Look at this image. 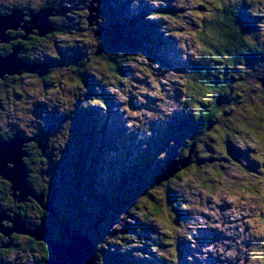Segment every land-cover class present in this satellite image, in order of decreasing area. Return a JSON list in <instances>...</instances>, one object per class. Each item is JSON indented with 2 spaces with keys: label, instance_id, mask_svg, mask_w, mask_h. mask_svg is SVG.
I'll list each match as a JSON object with an SVG mask.
<instances>
[{
  "label": "rangeland",
  "instance_id": "obj_1",
  "mask_svg": "<svg viewBox=\"0 0 264 264\" xmlns=\"http://www.w3.org/2000/svg\"><path fill=\"white\" fill-rule=\"evenodd\" d=\"M102 1L101 16L98 10L101 4L97 0L65 2L70 7L67 18L59 24L61 33L39 49L42 54L39 56L49 63L45 78L39 79L36 73H23L19 77L29 78L5 87L1 84L0 136L17 132L32 139L36 134L38 141L41 129L47 130L41 141L45 146L48 144L53 160L46 163L45 171L30 162L35 178L31 180L32 185L39 191L36 179L46 186L54 183L58 193L48 192L50 207L54 205L67 213L74 229L84 232L91 225L97 227L101 235L94 245L97 264H118L115 255L137 263L139 260L141 264H264V91L255 87V78H264V58L247 65V69L242 68L244 75L237 78L239 82L234 91L240 100H234L229 107L233 108L234 116H240L242 109V127H237L229 117H222V122L226 121L229 127L217 132L218 144L210 149L208 157L200 161L202 152L196 150L194 157L203 170L201 176L198 177V169L169 183L173 185L170 194L173 198L167 204L163 189L149 179L173 157V147L159 149L156 141H172L170 137L174 133H168L166 126L177 125L180 114L188 120L190 104L184 103L183 84L189 81L185 75L199 67V57L208 56L206 70L213 77L221 74L210 55L201 52L207 46L199 41L203 38L200 30L191 31L201 29V23L213 13L214 3L212 0ZM221 1L239 8L255 24L253 30L264 33V0ZM85 15L87 20L92 18V25H98L85 22ZM147 16H153L151 22L157 23L145 26L141 25L144 20L136 19H147ZM129 21L133 24L129 27L132 31L140 35L153 31L154 37L164 44L137 52L113 35L111 38L97 30L101 24L109 26ZM259 41L264 47V34ZM108 58L119 66L118 72L107 67ZM38 70L41 68L35 72ZM77 70L83 72L84 82L95 93L87 92V88L77 83ZM244 85L246 88L241 92ZM202 96L209 102V95ZM252 104L256 112L245 113ZM86 106L93 113L89 115L88 120L92 121L89 123L79 118L80 110ZM93 116L98 121L91 119ZM216 124L211 127L215 128ZM94 127L96 131L92 135L90 131ZM210 133L201 138L207 139ZM223 139H229V148H225ZM185 145L182 141L184 151ZM73 150L83 153L88 170L89 166L92 170L80 176L79 184ZM150 152L153 156L148 166L151 167L143 170L145 156ZM149 193L163 207L157 215L151 213L153 206H147ZM141 201L142 209L134 204ZM26 203L15 201V206L18 210L22 206L30 209ZM118 204L120 208H116ZM27 215L34 219L36 214L28 210ZM147 225L150 229L145 231ZM5 227H12V223ZM136 229L139 233H130ZM94 234L91 230L85 236ZM13 254L5 256L7 264L15 261ZM26 255L21 253L19 257L27 262Z\"/></svg>",
  "mask_w": 264,
  "mask_h": 264
},
{
  "label": "trees",
  "instance_id": "obj_2",
  "mask_svg": "<svg viewBox=\"0 0 264 264\" xmlns=\"http://www.w3.org/2000/svg\"><path fill=\"white\" fill-rule=\"evenodd\" d=\"M214 5V9H213V13H210L209 16L204 20V22L201 23V29L198 28H192L191 31H199L202 33L203 38H200L199 41L201 44H206L207 47H204L201 49L202 51H205L206 54H209L210 59L214 60V62L217 64V70L220 69L221 70V74H219L216 78L212 76V73H208V70H206L207 65L205 63V60L208 58V56H198L199 60V67L196 68L191 74L187 73L185 75V77L187 76V78L189 79L188 82L184 81V90H182V96L184 103L186 106H188L190 104V110L189 113L187 115V121L185 125H181L178 128V134L181 135L182 137L180 138V141H184V144H186V150H183V146H181V142H179V147H175V145L177 144V142L175 140H173V136L170 137V139L172 140L171 142H168L165 137V140H157L156 142H158V147L159 149H161L162 147H173L172 151H173V157L172 158H168L166 162H164L162 164V169L157 170L156 173L155 171L153 172L154 174L152 176H150V179L156 187H160L161 189H163L164 191V197H165V203L170 204L172 203V198L170 197V194L173 191V185H170L169 183L174 182L176 179L178 178H182V177H187L191 171H196L198 170V173L200 175H198V177L201 176L202 174V168L200 167V165H198V161L197 158H195L194 156L196 155V150L200 151V157L199 160L202 161L204 159H206L208 157V153L211 152V150L218 144V140H219V136L217 135V132H221L222 130H224V128L229 127V125L227 124L226 121L222 122V117H229V119L233 120L235 122V125H237V127L240 125L242 127V122L244 121V119L242 118V109L241 114H239L240 116H234L233 112V108L229 107L231 106V104H233L234 100L239 101L240 100V95H238V93H235L234 88L235 85L237 83V78H239V75L242 77L244 75V71L242 68H246L247 69V65H253L256 61L260 62V58H261V53H263V49L258 45L259 43L257 42L259 40V38L262 36V34L259 31L253 30L255 29V24L250 21L249 18H247L246 16H243V12H241V10L239 8L234 7L233 5H231L229 2L226 1H221V0H212ZM203 5V4H201ZM48 10V9H47ZM153 15V14H152ZM145 16V15H144ZM147 16V19H144V17H138L136 18L137 21L144 20V23H141V25H147L150 26L152 24H156L157 21H155L154 23L151 22L153 20H151L150 18H152L153 16ZM66 19V18H64ZM135 17L133 18L134 21ZM140 20V22H141ZM88 21V20H87ZM125 21V20H124ZM122 21V22H124ZM89 22V21H88ZM116 23V25H109L106 26L104 24H101L99 26H97V30L104 32L103 30H105L104 35H108L109 37L112 38V35L114 36V39H119L120 43L127 46L128 48H130L131 50L137 51L139 52L140 50L143 51H149L151 47H159V44H164L162 40H158L157 38L154 37V32L153 31H146V34H141L136 32V31H132L131 28L129 27H133V24L129 21L126 23ZM94 26L98 25V24H93ZM92 25V26H93ZM135 25V24H134ZM90 26V25H89ZM126 28V30H124ZM122 29V30H121ZM125 33V34H124ZM200 33V34H201ZM144 35V36H143ZM157 34H155L156 36ZM206 37V38H204ZM208 38V39H207ZM153 41V42H152ZM153 43V44H152ZM200 43H198L199 45H201ZM148 45V46H147ZM150 46V48H149ZM152 57V55H151ZM155 58V57H154ZM158 60H160V58L157 57ZM111 65H109V64ZM107 67L109 66L111 69H113L114 71L118 72L119 66L116 65L115 61L111 58H108V62H106ZM219 66V67H218ZM83 72L77 70V74L75 75L78 80L77 83L81 84V86L84 88H87V92L90 93H95V90L93 91L92 88H90L89 86H87V84L84 82V79L82 78ZM11 77V76H8ZM153 77V75L151 76ZM256 82H255V87H259L264 91V87L261 85L260 82V76L256 77ZM15 80H12V82H14ZM242 81L243 84H246V82L244 80H240ZM11 82V83H12ZM239 82V81H238ZM103 84V83H102ZM246 88V86L244 85L243 87H241V92ZM1 89V88H0ZM209 95L210 100L209 102H207L206 100L204 101V97L202 95ZM202 100V101H201ZM203 102V104H202ZM228 103V104H227ZM104 106V105H102ZM258 106V105H257ZM255 105H248L247 108L245 109V113L246 112H253L255 110ZM256 112V111H254ZM263 115H264V107H263ZM258 118L259 114L257 115ZM264 117V116H263ZM92 119V117H91ZM90 120H86L85 122L89 123ZM92 122V121H90ZM216 124V127L212 128V124ZM222 122V123H221ZM94 123V122H93ZM193 123V125H192ZM223 125V126H222ZM169 128L171 129L170 131L172 132L173 130V125H170ZM90 130V129H89ZM227 130V129H226ZM93 131H96V128L94 127V129H91V134L93 133ZM208 132H211L208 136L207 139H202V136H205ZM47 130L45 129H41V131L38 134L39 137V143L41 144V140H43V137L41 136H46L47 135ZM194 133H196L194 135ZM226 133V132H225ZM230 132L226 133V135H230ZM15 134L18 133H14L12 135L15 136ZM20 134V133H19ZM94 135V133L92 134ZM9 136L11 135H6L5 138H9ZM13 136V137H14ZM89 136V135H88ZM3 138V136H1ZM179 137V136H178ZM30 139L29 137H25ZM176 138V137H175ZM4 139V138H3ZM223 145L226 147H230L229 146V139H223L222 141ZM164 144V146H163ZM166 144V145H165ZM221 144V143H220ZM208 145V147H207ZM38 146V144H37ZM45 146V145H44ZM156 146V143H155ZM194 147L193 149V154H192V160H191V164L188 167H183V168H179L178 171L173 175V177L166 179V180H161L162 176L164 174H166V172H168V170L170 169L171 165L176 163V161H182L187 155L190 154L191 148ZM211 149V150H210ZM227 149V148H226ZM46 150V149H45ZM38 151H40V155H37V151L33 150V151H28L29 156V160L32 162H39L41 163L42 161V166L41 171H45V165H47L46 163H49V159H50V155H46L44 153H42V151L40 149H38ZM48 152V150H47ZM78 152H80V150L76 151L73 150V159H76L75 162V173H76V183L79 182L80 180V176H82V174L84 175L85 172L89 173L90 167L89 166V170H88V165L86 163V157H84L83 159V153L80 152L78 154ZM87 154V153H86ZM221 155H224L221 152ZM88 158L91 157V155L87 154ZM152 153H147V155L145 156L147 158V160H145V163L143 162V170L147 171L149 170V168L151 167V165L148 166V163L152 162ZM41 158V159H40ZM187 158V157H186ZM147 161V163H146ZM210 161V160H208ZM24 162L26 163V166L29 170V174L30 176H28V180L30 182H32L31 180L34 178V171L31 172V168H29L27 165V160L24 159ZM85 170V171H84ZM152 174V173H151ZM220 175V174H219ZM141 177H143L141 175ZM35 179V178H34ZM31 184V183H30ZM79 184V183H78ZM36 185L37 186H41L42 188H45L47 191V195L49 196L48 192H52L56 190V193H58V190L56 189V187L54 186V183L51 184V186H46V184H44V182H42V180L40 179H36ZM45 186V187H44ZM47 189H51V190H47ZM10 191V190H9ZM38 194V193H37ZM7 195H10V198H12L13 196L9 193H7ZM150 197L148 196V204L147 206H153V211L151 212L152 215H157L158 213H161V211L163 210L162 205L161 204H157L156 200H155V196L149 193ZM100 196H102L104 199H107L108 196L105 194H100ZM110 200V199H109ZM113 199H111L112 201ZM12 201V200H11ZM110 201V202H111ZM80 203V201H78ZM120 203V201H119ZM135 206H138V208L142 209V201L141 203L136 202L134 203ZM133 204V205H134ZM119 207V204L117 205L116 208ZM127 207V205H125V207H123L122 210H125V208ZM120 208V207H119ZM122 208V207H121ZM23 209H25V207H23ZM170 210V209H169ZM58 216L62 215V217L66 218V220H71V218L69 217V215L66 213H63L62 211L58 210ZM14 213H17L22 217V212H20V209ZM24 214V212H23ZM56 213H54L55 215ZM64 218V219H65ZM42 220V219H41ZM63 220L59 219V217L55 218L54 222H57L58 225H60L59 223H61V226L64 224V222H62ZM40 224V223H39ZM45 224V223H44ZM142 225H144V221L141 222ZM38 227V226H37ZM74 229V228H73ZM150 229V227H144L145 231H148ZM76 229H74L75 231ZM91 230H93V232L95 233L92 237L89 235V238H91V240L93 241L94 244H96V240L101 239V235L99 234V231L97 230V227H94V225H91V228H89L87 231H82L80 229L76 230L78 231L77 233H79L78 235L82 234V235H88L89 233H91ZM63 233H65V235H68L66 230L64 232V230H61ZM58 232V231H57ZM73 233V232H72ZM71 233V234H72ZM130 233L132 234H136L139 233V230H130ZM50 235V234H49ZM51 242L56 243V244H67L70 242V240L66 243L64 242H58L56 240H51ZM48 244V243H47ZM49 246V244H48ZM141 256L143 254H140ZM145 256V255H144ZM142 256V257H144ZM152 256V254H151ZM116 260L118 261V264H141V262H139V260L137 262H134L132 260L129 259H124L122 257L116 256ZM49 258V253L46 256L44 262L47 261V259ZM152 257L149 258V260H151ZM148 259V258H147ZM169 263L173 262L172 259H168ZM96 262V261H95ZM174 263V262H173ZM97 264V263H96Z\"/></svg>",
  "mask_w": 264,
  "mask_h": 264
},
{
  "label": "flooded vegetation",
  "instance_id": "obj_3",
  "mask_svg": "<svg viewBox=\"0 0 264 264\" xmlns=\"http://www.w3.org/2000/svg\"><path fill=\"white\" fill-rule=\"evenodd\" d=\"M67 0H0V15L3 17H8L12 15L13 13H16L18 15V18L20 19L19 24L16 26V29H9L6 31V35L9 38L8 43H3L0 45V54L2 56H7L9 55L17 46L20 47L19 49V57L22 59L24 62L28 63H35L41 67V71H36V74L38 75L37 77L40 79L41 77H44L49 73L48 66L49 63L47 59L42 56L40 57L39 55H42L40 53V47L45 48V44L50 43V41L54 40L60 33L62 28L60 27V22L64 20V18H67L66 16V11L70 7L68 6L65 2ZM98 4H101L99 10V16H101L103 12V1L102 0H97ZM97 4V5H98ZM50 12L48 21L52 25V32L47 34L46 36H40L39 32L31 31V33L27 34L26 30L23 28L24 23L31 18V16L38 14L39 12L43 10H47ZM86 11V10H85ZM87 14V12H86ZM85 22H87V15L84 16ZM100 18V17H99ZM101 19V18H100ZM87 24V23H86ZM85 24V25H86ZM100 33H102L100 31ZM104 34V32H103ZM259 46L263 49V53H261L262 60L264 58V47L261 45V42L258 40L257 41ZM40 49V50H39ZM43 50V49H42ZM79 60V59H78ZM264 73V72H263ZM262 74V73H261ZM264 76V75H263ZM33 77V76H32ZM23 78H29L27 76L25 77H19V76H12V77H5V80L0 82V92H2V86L1 84L5 87L8 86L9 83L12 82V80L18 81L19 79ZM31 78V77H30ZM43 78V80H44ZM103 108V106L101 105ZM81 112V117L84 119V122L88 120L89 115H93V113L90 111L89 107L86 106L85 108L80 110ZM181 120L177 125H173V130L172 132L174 133V140L179 144V142L182 143V140L180 141V138L182 137L181 135L178 134V128L181 125H186L185 118L182 114H180ZM94 120L96 118L93 116ZM109 118V117H108ZM107 118V119H108ZM98 121V120H96ZM110 121H107L109 123ZM95 123V122H94ZM106 123V124H107ZM97 124V123H96ZM193 125V123H192ZM169 127L166 126L167 132H171ZM17 133V132H16ZM19 134V133H18ZM21 136L23 137H30L28 135H23L20 133ZM196 133H194L195 135ZM16 135V134H15ZM14 135L11 134L9 138L13 137ZM179 136V137H178ZM35 134V138H36ZM4 138V139H3ZM3 138L0 136L1 140H7L9 138ZM41 141V144L44 145L45 142ZM186 146V145H185ZM45 156L49 155V146L46 144L45 146ZM37 151V155H40V151H38V146L35 143H30L26 147V151ZM48 150V152H47ZM30 156V155H29ZM41 159V158H40ZM27 160V165H30V160L29 157L26 158ZM53 159L50 156L49 161H52ZM34 163L38 166H42V161L41 163L35 162ZM30 168V166H28ZM32 172V171H31ZM30 176V174H29ZM30 187L32 188V191L36 197H41L42 196V205H39L38 202L35 200H32L28 198L27 203L29 204L30 209H23V206L20 207V212H22V217L26 221V226L30 229H35L39 223L41 222V219L44 221L46 227L49 229L48 231L50 232V235L47 237V240H56L58 242H68L69 238L68 235H65L61 230L63 229L64 232L67 228H69L70 232L72 233H77L78 231H74L72 225H71V220H66L62 217V215L58 216V210L55 208L53 205V209L55 210V215L52 216L48 210L50 207V195L48 196L46 191L44 190L45 188H42L40 186V190L38 191L36 187L32 185V182L29 181ZM10 185L8 182L5 180L1 179L0 177V211L6 213L7 217H11L14 212L17 211V208L15 206V201H13V198H10V195L8 196L7 193L10 191ZM38 193V194H37ZM54 194V192H53ZM52 194V195H53ZM49 197V198H48ZM12 200V201H11ZM4 204H7V206H4ZM15 208L16 211L13 209ZM28 210H33L35 211V218L32 219L31 217H28L27 211ZM24 212V214H23ZM48 215V216H47ZM59 217V219L63 220L64 224L61 226L58 225L57 222L55 221V218ZM11 221H5L3 223L4 228L5 226L10 225ZM11 228V227H7ZM58 231V232H57ZM79 234V233H78ZM21 238H25V241H18ZM21 248V249H20ZM22 250V252H20ZM49 246L45 241H38L29 235L25 234H18V233H12L10 236H5L4 234H0V264H7L4 261L5 256L7 255H12L14 256L13 253H15V261L10 263V264H45L44 260L46 256L49 253ZM21 253H26L27 257V262L23 261L19 255ZM32 258V259H31Z\"/></svg>",
  "mask_w": 264,
  "mask_h": 264
},
{
  "label": "water",
  "instance_id": "obj_4",
  "mask_svg": "<svg viewBox=\"0 0 264 264\" xmlns=\"http://www.w3.org/2000/svg\"><path fill=\"white\" fill-rule=\"evenodd\" d=\"M50 12L43 10L36 15L31 16L30 21L25 22L23 28L26 33L31 31L39 32L40 36H46L52 32V26L50 25L48 18ZM91 15V14H90ZM93 17V16H92ZM96 20V17H93ZM90 25H92V18L88 19ZM20 19L16 13L8 17L0 15V43H8L10 40L6 35V31L9 29H16ZM21 24V22H20ZM19 24V25H20ZM20 47H16L12 54L2 57L0 55V80H4L8 76H20L23 73H36L35 69L41 68L37 64H27L18 57ZM261 85L264 87V78L260 79ZM38 142V149L45 153V146L40 145L39 140L35 141L34 138L28 139L21 134H16L7 140L0 139V176L10 185V194L13 196V201L19 203H25L28 198H34L39 205H42V196L36 197L30 187L28 180L29 170L24 162V159L29 157L26 151V145L31 142ZM194 147L191 148L190 156L185 160L179 161L171 165L170 169L164 174L161 180H166L178 171L179 165L188 167L191 164V158ZM49 212L54 216V210L49 207ZM11 221V228H4L3 223L5 221ZM48 228L41 220L40 225L35 229H30L26 226L25 219L17 213H13L12 217H7L6 213L0 211V232L5 236H10L12 233L25 234L38 240L45 241L49 244V258L45 264H96V254L93 241L85 235L71 234L66 230L68 238L70 240L67 244H56L47 240Z\"/></svg>",
  "mask_w": 264,
  "mask_h": 264
},
{
  "label": "bare ground",
  "instance_id": "obj_5",
  "mask_svg": "<svg viewBox=\"0 0 264 264\" xmlns=\"http://www.w3.org/2000/svg\"><path fill=\"white\" fill-rule=\"evenodd\" d=\"M87 6V5H86ZM96 9V8H95ZM165 38V37H164ZM178 50V49H177ZM185 114V113H184ZM187 114V113H186ZM35 139V138H34ZM37 139V138H36ZM36 141V140H35ZM34 142V141H33ZM26 147H27V145H26ZM191 160H192V158H191ZM179 168H183V166H182V164H180L179 166H178ZM1 177V176H0ZM37 196V195H36ZM48 216V215H47ZM226 217V216H225ZM228 217V216H227ZM226 217V218H227ZM230 219V218H229ZM225 220V219H224ZM225 222H226V220H225ZM227 223V222H226ZM229 224V223H228ZM67 231H69L70 232V230H69V228H67L66 229ZM71 233V232H70ZM49 234H50V232L48 231V235L47 236H49ZM72 234H78V233H72ZM213 264V263H212Z\"/></svg>",
  "mask_w": 264,
  "mask_h": 264
},
{
  "label": "clouds",
  "instance_id": "obj_6",
  "mask_svg": "<svg viewBox=\"0 0 264 264\" xmlns=\"http://www.w3.org/2000/svg\"><path fill=\"white\" fill-rule=\"evenodd\" d=\"M174 138H175V137L173 136V140H174Z\"/></svg>",
  "mask_w": 264,
  "mask_h": 264
}]
</instances>
